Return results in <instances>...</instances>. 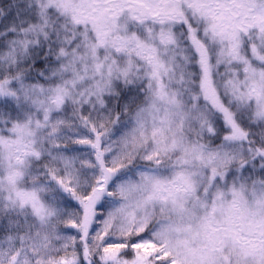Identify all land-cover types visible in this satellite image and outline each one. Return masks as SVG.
<instances>
[{
  "label": "snow or ice",
  "instance_id": "6c2138e0",
  "mask_svg": "<svg viewBox=\"0 0 264 264\" xmlns=\"http://www.w3.org/2000/svg\"><path fill=\"white\" fill-rule=\"evenodd\" d=\"M0 264H264V0H0Z\"/></svg>",
  "mask_w": 264,
  "mask_h": 264
}]
</instances>
